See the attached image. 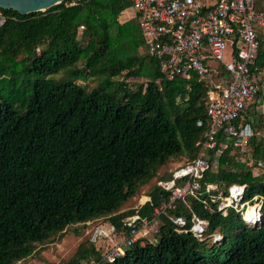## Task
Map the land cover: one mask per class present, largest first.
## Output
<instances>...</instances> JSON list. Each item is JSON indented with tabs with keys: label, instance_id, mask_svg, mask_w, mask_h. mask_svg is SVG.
I'll list each match as a JSON object with an SVG mask.
<instances>
[{
	"label": "trees",
	"instance_id": "1",
	"mask_svg": "<svg viewBox=\"0 0 264 264\" xmlns=\"http://www.w3.org/2000/svg\"><path fill=\"white\" fill-rule=\"evenodd\" d=\"M131 6V0H68L27 15L0 9L8 17L0 31V264L30 262L38 246L99 219L116 227L121 243L135 216L152 220L169 201L171 192L157 186L171 178L172 172L159 176L168 161L198 156L208 123L206 83L197 75L163 77L137 19L124 14ZM260 58L254 67H263ZM71 78L99 84L88 90ZM254 113L248 109L241 124L264 135V116ZM249 147L252 165L230 143L218 169L210 161L202 183L226 194L233 184L247 185L245 202L263 198L258 226L233 209L224 216L210 199L214 212L187 197L170 214L186 217L189 228L193 214L208 221L204 242L161 216L156 243L140 238L109 260L113 244L90 238L65 264H264V173H254L264 167V136L251 138ZM154 180L149 202L122 210ZM218 231L223 239L214 243L210 236ZM210 240L220 246L206 255Z\"/></svg>",
	"mask_w": 264,
	"mask_h": 264
},
{
	"label": "built area",
	"instance_id": "2",
	"mask_svg": "<svg viewBox=\"0 0 264 264\" xmlns=\"http://www.w3.org/2000/svg\"><path fill=\"white\" fill-rule=\"evenodd\" d=\"M210 1L131 0V8L136 12L134 18L150 55L158 60L163 77L174 81L197 75L206 83L208 123L203 139L197 144L198 156L172 171L170 179L157 181V186L170 191L171 196L168 202L155 208L154 219L135 216L130 221V235L120 244L116 242L114 225L97 226L92 231L93 242L104 239L113 244L107 253L109 260L124 255L126 248L133 246L141 235L156 233L158 227L155 226H159L161 216L168 217L180 233H191L201 242L207 240L208 221L193 214L189 228L186 217L170 214L177 211L179 203L185 202L187 197L200 200L214 212L210 199L217 203V212L224 216L233 209L249 226H258L262 221L263 198L257 196L245 202L247 185L233 184L226 194L219 185L202 183L210 161L213 168L218 169L220 157L230 143L243 151L251 138L262 135L250 125L241 124L247 110L255 107L256 111L264 113L260 104V81L252 70L261 48L255 26L264 25V15L255 10V0ZM7 21L8 17L0 13V31ZM234 40L240 47L227 56ZM211 62L218 65L213 66ZM197 125L203 127L204 121L199 120ZM221 136L224 142H219ZM215 150L211 158L209 153ZM204 195L208 199H203ZM251 207L256 210L247 219ZM210 238L218 243L223 236L218 232Z\"/></svg>",
	"mask_w": 264,
	"mask_h": 264
},
{
	"label": "rangeland",
	"instance_id": "3",
	"mask_svg": "<svg viewBox=\"0 0 264 264\" xmlns=\"http://www.w3.org/2000/svg\"><path fill=\"white\" fill-rule=\"evenodd\" d=\"M128 13L133 18L136 15L135 10L131 7L128 9ZM125 14H127V13H125ZM84 31H85V29L80 28V33H83ZM228 55L229 54L227 51V56ZM60 77L61 76H58L56 78L60 79ZM69 81H72V82H75L81 86H84L88 90L94 89L99 84L98 80H93L92 78H85V79L81 78L79 80L71 78ZM137 81L140 82L143 80L141 79V80H137ZM128 83L130 84V86H133L134 83H138V82H135L134 80H130ZM237 157L241 161L249 163V165H252V163L254 161L253 152H252L251 147L244 149L241 152L238 151ZM188 160H189V158H187L185 155L177 156L176 158L171 159L162 168L159 176L170 175V173L172 171H174L180 165L186 163ZM254 173H256V175L263 174L264 173V167H261L260 169H256L254 171ZM154 185H155V180L150 185L144 187L141 190L140 194L137 195L133 200H131V202L126 204L122 210L125 211V210H129V209H134V208H138L141 205H144L148 201V197H149L148 192L154 187ZM143 197H147V200L146 201L144 200L145 202L141 203V199ZM103 225H105V227H107V225L105 224V221L103 219H99V220H96L92 223H88L86 225H79V227H78L79 232H77V233L71 232L72 229H70L69 230L70 232H68L63 239H60V240L57 239L55 242L46 244L45 246H38L37 247V256H35L34 260H32L30 262H23L20 264H65L74 255L75 251L77 250V248L81 244V242H83L86 239L91 238L90 233H91L92 229H94L97 226H103ZM83 226H85V227H83ZM156 227L159 228L158 225L155 226V228ZM158 228H156V230H158ZM140 237L141 238L146 237V239H149L150 241H152L154 243L157 242L155 233L144 234V235H141ZM213 246H216V250H218L220 244L214 245V243H212V240H210L205 246L204 254L208 255L211 252V250H212L211 248Z\"/></svg>",
	"mask_w": 264,
	"mask_h": 264
},
{
	"label": "crops",
	"instance_id": "4",
	"mask_svg": "<svg viewBox=\"0 0 264 264\" xmlns=\"http://www.w3.org/2000/svg\"><path fill=\"white\" fill-rule=\"evenodd\" d=\"M255 10L259 14H263L264 15V0H255ZM125 13H128V9L126 11H124V14ZM126 18L128 20L133 19V17H131L129 13H128V15H126ZM255 27H256V30H257V33H258V36H259V40H260V43H261V48H260L258 59L260 57H261L260 60L263 58V63H264V25L261 26V25L258 24ZM239 47H240V43H238L236 40H234V43L231 44L230 47H229L228 54H231L233 51H235ZM255 63H256V61H255ZM255 63L253 64L252 67H253L255 76L260 81V90H261L260 91V102H261L260 104H261V106L264 107V64H263L262 68H258V67H254ZM257 63H258V60H257ZM211 64L213 66L218 65L217 63H214V62H211ZM250 109H251V111H253V113L255 112L254 113L255 115L260 116V117L264 116V113H260V112L256 111L255 107H252ZM263 110H264V108H263ZM246 116H248V114ZM262 136H264V135H261L260 137H262ZM245 149H247V148H245Z\"/></svg>",
	"mask_w": 264,
	"mask_h": 264
},
{
	"label": "water",
	"instance_id": "5",
	"mask_svg": "<svg viewBox=\"0 0 264 264\" xmlns=\"http://www.w3.org/2000/svg\"><path fill=\"white\" fill-rule=\"evenodd\" d=\"M68 0H0V9L14 10L22 15L45 12ZM79 2L82 0H74Z\"/></svg>",
	"mask_w": 264,
	"mask_h": 264
},
{
	"label": "bare ground",
	"instance_id": "6",
	"mask_svg": "<svg viewBox=\"0 0 264 264\" xmlns=\"http://www.w3.org/2000/svg\"><path fill=\"white\" fill-rule=\"evenodd\" d=\"M147 199H143L142 202L144 203ZM254 207H251L248 211V216H247V219H249V217H252V215H254L253 213H255V208L253 209Z\"/></svg>",
	"mask_w": 264,
	"mask_h": 264
}]
</instances>
